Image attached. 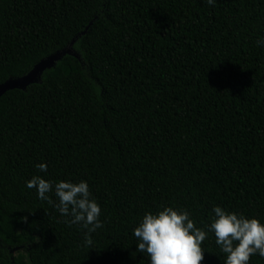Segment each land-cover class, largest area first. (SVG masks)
<instances>
[{"label":"trees","instance_id":"obj_1","mask_svg":"<svg viewBox=\"0 0 264 264\" xmlns=\"http://www.w3.org/2000/svg\"><path fill=\"white\" fill-rule=\"evenodd\" d=\"M259 39L264 0H0V83L71 50L0 95V264H147L132 229L161 205L196 227L213 205L264 223ZM34 174L87 181L88 243ZM201 248L223 264L210 231Z\"/></svg>","mask_w":264,"mask_h":264},{"label":"clouds","instance_id":"obj_2","mask_svg":"<svg viewBox=\"0 0 264 264\" xmlns=\"http://www.w3.org/2000/svg\"><path fill=\"white\" fill-rule=\"evenodd\" d=\"M212 5L215 0H206ZM257 43L264 47V39ZM34 167L46 170L40 162ZM28 188H35L36 195L53 203L47 193L54 192L53 203L67 223H79L86 228L85 243L89 242L88 233L101 226L100 206L89 191L84 179L71 180L45 179L32 175L25 181ZM213 216L203 227L194 226L190 213L183 208L161 205L155 212H145L132 229L137 238L136 249L147 253V264H200L203 259L201 241L210 231L220 250L225 253L223 264H248L250 254L264 257V223L256 217H246L242 213L227 211L213 205Z\"/></svg>","mask_w":264,"mask_h":264},{"label":"water","instance_id":"obj_3","mask_svg":"<svg viewBox=\"0 0 264 264\" xmlns=\"http://www.w3.org/2000/svg\"><path fill=\"white\" fill-rule=\"evenodd\" d=\"M83 32L84 31H82L81 33ZM71 42H73V39ZM67 52H71L69 47L58 49L53 53L49 54L48 56L40 59L37 63L33 65V67L27 73L17 77H10L4 80L0 83V95H2L7 89L10 88L17 87L25 89L28 84L35 82L39 79L44 69L53 66L55 64V61Z\"/></svg>","mask_w":264,"mask_h":264}]
</instances>
